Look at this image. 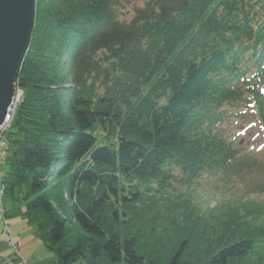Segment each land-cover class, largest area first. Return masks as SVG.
Instances as JSON below:
<instances>
[{
    "label": "trees",
    "instance_id": "trees-1",
    "mask_svg": "<svg viewBox=\"0 0 264 264\" xmlns=\"http://www.w3.org/2000/svg\"><path fill=\"white\" fill-rule=\"evenodd\" d=\"M16 85L4 198L57 264H264V181L175 186L259 169L226 125H264V0H36Z\"/></svg>",
    "mask_w": 264,
    "mask_h": 264
},
{
    "label": "rangeland",
    "instance_id": "rangeland-1",
    "mask_svg": "<svg viewBox=\"0 0 264 264\" xmlns=\"http://www.w3.org/2000/svg\"><path fill=\"white\" fill-rule=\"evenodd\" d=\"M144 1L117 0L120 18L128 20L133 14L134 8L143 6ZM17 92L18 98L16 106L22 97L21 90L18 89ZM239 123L245 124L246 121L241 119ZM226 127L231 136L241 140L240 145L235 148H243V151H249L250 154H254L252 158L248 155L250 160L249 162L246 160V162L249 163L251 168L256 169L255 167H259V169L256 171L257 173H249L248 171V173H245L240 168L242 166V163H240L235 167H231L232 169L228 168L226 172L220 175L214 174L206 178H200L195 182L192 189L175 184V186L179 187V190L192 196L194 202L201 210L209 209L216 203L215 200L221 198H213V193L235 196L242 191L243 187L241 184L243 183L241 181L244 179L246 182L249 179V183H256L258 181L261 183L264 181V125L257 119L255 123L251 124L250 127L238 135H236V132L239 131V125L236 126L232 123H227ZM1 137L4 140V135H1ZM4 147V155L0 158L1 181L2 175L7 168L4 160H1L5 156ZM2 205L4 213L0 217V258L4 260V264H57L56 257L45 246L44 241L39 237L36 229L22 217L23 207L20 202H13L3 196ZM7 233L13 242L16 243L15 247L17 248V252L14 255L11 254L12 250L5 244Z\"/></svg>",
    "mask_w": 264,
    "mask_h": 264
},
{
    "label": "water",
    "instance_id": "water-1",
    "mask_svg": "<svg viewBox=\"0 0 264 264\" xmlns=\"http://www.w3.org/2000/svg\"><path fill=\"white\" fill-rule=\"evenodd\" d=\"M36 0H0V125L15 95V81L28 50Z\"/></svg>",
    "mask_w": 264,
    "mask_h": 264
},
{
    "label": "built area",
    "instance_id": "built-area-1",
    "mask_svg": "<svg viewBox=\"0 0 264 264\" xmlns=\"http://www.w3.org/2000/svg\"><path fill=\"white\" fill-rule=\"evenodd\" d=\"M18 94V93H17ZM16 94L14 100H12L11 106L9 108V114L7 115V120L10 119V117H12L13 115V111H14V107L16 105L17 102V98L18 95ZM9 125H7L6 127H3V124L0 125V158L4 155L3 152V147L5 145V142L3 140V137H1V135H4V132H6L7 128ZM3 196H4V187L2 182L0 181V217H2L3 214V209H2V200H3ZM4 227H6V225H4ZM6 246L11 249V254L14 255L17 252V248L15 247V242H13V240L11 239V237L9 236V234L7 233V240L5 241ZM0 264H4V260H2L0 258ZM24 264V263H23Z\"/></svg>",
    "mask_w": 264,
    "mask_h": 264
},
{
    "label": "bare ground",
    "instance_id": "bare-ground-1",
    "mask_svg": "<svg viewBox=\"0 0 264 264\" xmlns=\"http://www.w3.org/2000/svg\"><path fill=\"white\" fill-rule=\"evenodd\" d=\"M15 95H14V97H13V99L12 100H14V98H15V96H16V94L18 93L17 91H18V86L16 85V81H15ZM18 95V94H17ZM16 102V101H15ZM15 108H16V105H15V107H14V110H15ZM13 113H14V111H13ZM11 119H12V117H10V119L9 120H7V118H6V120H4V122L2 123L3 124V127H6L7 125H9V123H10V121H11ZM1 124V125H2ZM1 181V180H0ZM2 182V181H1ZM2 209H3V213H4V208H3V205H2ZM7 240V239H6ZM11 250V249H10Z\"/></svg>",
    "mask_w": 264,
    "mask_h": 264
}]
</instances>
